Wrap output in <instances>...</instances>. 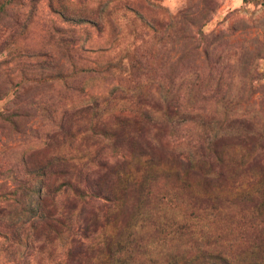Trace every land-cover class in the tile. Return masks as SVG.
Returning a JSON list of instances; mask_svg holds the SVG:
<instances>
[{
    "label": "rangeland",
    "instance_id": "1",
    "mask_svg": "<svg viewBox=\"0 0 264 264\" xmlns=\"http://www.w3.org/2000/svg\"><path fill=\"white\" fill-rule=\"evenodd\" d=\"M131 115L121 141L90 131ZM96 138L102 160L144 154L147 198L123 219L134 264H251L264 251V0H0V264H77L91 227L54 223L70 196L62 162L93 190Z\"/></svg>",
    "mask_w": 264,
    "mask_h": 264
},
{
    "label": "trees",
    "instance_id": "2",
    "mask_svg": "<svg viewBox=\"0 0 264 264\" xmlns=\"http://www.w3.org/2000/svg\"><path fill=\"white\" fill-rule=\"evenodd\" d=\"M135 116H118L114 118L109 126L100 124V126L91 128L90 131L93 132L97 127L96 131L104 140L107 136L110 139L114 138L116 140L118 138L117 140L121 141L119 138L125 134V129L135 125ZM80 136V139H82L83 135ZM142 138L143 135L141 134L140 139ZM115 140L111 143L112 148L122 147L119 145L120 142ZM142 144L145 146V143ZM91 147L94 148L91 149L94 151V157L90 161L91 164L95 165V170L90 173L95 177L92 184L93 190L82 189L79 186L77 176L73 174L75 166L70 164L69 160H64L62 165L67 170V175L64 173V176L68 181L64 184L68 186L70 196L64 203L65 216L59 218V220L55 219L54 223L63 226V222L66 220L71 224L70 220L79 217L77 222L81 221L91 227V232L84 229V233L89 234L83 235V237L89 242L87 245L82 246L83 249L78 252L77 264H134L126 254V249L132 240L130 235L124 232L123 226L127 228L129 224L126 226L123 219L124 217L132 218L133 213L138 212L139 204L142 205L147 198L146 192L148 189L142 187L141 183L143 179L140 166L146 164L142 160L144 154L141 148H137L136 152H133L129 146L130 150L124 148L125 153L132 155L135 160V163L129 167V163L123 159L124 154L113 162L98 158L99 153L106 148L104 141L100 138H96ZM71 180L74 181L73 184L70 182ZM192 198L196 199L193 196ZM242 198L245 199L244 194ZM208 201L211 202L212 198H207L204 203H209ZM207 209H212V207L207 205L204 210ZM69 228H67V232L70 231ZM260 240L261 242L264 240L263 237L261 239V235L258 236L256 241H253L256 248H258ZM133 247H136L134 242ZM259 248H262V246ZM263 254L264 251L256 249L249 261L254 264H262L264 257L261 258L260 255ZM204 259L206 264H233L227 258L219 255H207ZM178 261H174L173 264L178 263ZM234 264H239V261Z\"/></svg>",
    "mask_w": 264,
    "mask_h": 264
}]
</instances>
